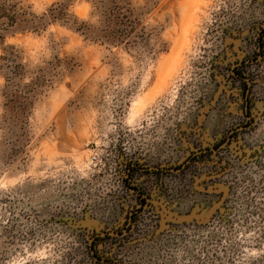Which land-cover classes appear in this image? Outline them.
Returning a JSON list of instances; mask_svg holds the SVG:
<instances>
[{
    "label": "rangeland",
    "instance_id": "374dc122",
    "mask_svg": "<svg viewBox=\"0 0 264 264\" xmlns=\"http://www.w3.org/2000/svg\"><path fill=\"white\" fill-rule=\"evenodd\" d=\"M258 35V158L180 168ZM263 38L264 0H0V264H264Z\"/></svg>",
    "mask_w": 264,
    "mask_h": 264
},
{
    "label": "flooded vegetation",
    "instance_id": "af4514ba",
    "mask_svg": "<svg viewBox=\"0 0 264 264\" xmlns=\"http://www.w3.org/2000/svg\"><path fill=\"white\" fill-rule=\"evenodd\" d=\"M262 37L263 35L262 36L258 35L254 40L255 49L250 61H246V60L238 61L240 65L237 66L235 65V63L237 62L235 60L225 67V71L228 74V76L233 74L235 76L234 81L241 83L239 84V87H237V91H238L237 93L236 91L233 92V90H230L228 93H226V97L223 95L222 99H220L221 101H218V106L223 107L226 126L228 125L229 128H226L224 131L223 129L222 130L218 129L219 132L214 131L212 134L213 135L212 140H214L213 142L203 138L202 136L201 138L202 143H199L200 140L194 143V150L190 149L188 151L189 156L186 158L185 161L182 162V164H180V168H184V167L195 168L196 166L194 165V163L199 162L200 159L217 156L220 159L219 162L221 161V163H225L227 166L226 169H229L230 172H233L237 169L238 165L242 167L241 165L242 162H244L243 163L244 165H248L249 163H251L252 165L255 162L256 158H258L259 152L261 151L258 150L257 148H256L257 151H255L256 153L255 152L246 153L243 148L241 149L242 153H240L239 150H236L237 147L236 145L239 140H246L245 135H248L249 131L250 130L252 131L253 127L256 125V112H261V109L258 107V104L256 105V103H254L253 101V98L255 97V93L253 90L254 89L253 87H255L254 85L255 82L252 77H249L247 69L248 66H250L251 64L258 63V61L260 63L261 58L263 59L262 54H259L260 50H262V42H261ZM255 54L256 57L253 60ZM210 92L212 95H215V92H213V90H210ZM195 112L196 109H194L191 114H195ZM199 117L200 116H197V120L199 119ZM198 135L199 134L195 132V136ZM251 143L244 142V145L248 148L250 147L253 148L254 145ZM233 149L235 151H233ZM157 166L161 167V165H157ZM159 170L161 169L157 168L156 172L158 173ZM148 200L149 199L146 198L143 200L144 205L143 207L140 208L139 212L145 209ZM136 212H134V214L128 217L129 221L126 222L125 227L127 226V224L129 225L130 222H132L131 219H134L136 217V214H139ZM126 230L128 231V228H126ZM113 232L116 233L117 231L114 230ZM94 258L98 259L97 256Z\"/></svg>",
    "mask_w": 264,
    "mask_h": 264
},
{
    "label": "water",
    "instance_id": "95a60500",
    "mask_svg": "<svg viewBox=\"0 0 264 264\" xmlns=\"http://www.w3.org/2000/svg\"><path fill=\"white\" fill-rule=\"evenodd\" d=\"M202 120H205V117L204 116L199 120V123L200 124H201ZM193 215L195 216V213H193ZM193 215L192 216H186L183 219H178V223H183V222L189 221L190 219H193L194 218ZM90 226L92 227V223H90ZM94 226L97 228V230L100 229L99 231H102L101 229L103 228V226L101 224L100 225L94 224Z\"/></svg>",
    "mask_w": 264,
    "mask_h": 264
}]
</instances>
